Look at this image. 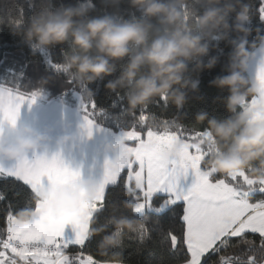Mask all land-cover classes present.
<instances>
[{"label": "snow or ice", "instance_id": "obj_1", "mask_svg": "<svg viewBox=\"0 0 264 264\" xmlns=\"http://www.w3.org/2000/svg\"><path fill=\"white\" fill-rule=\"evenodd\" d=\"M254 10L264 22V0H257ZM5 23L13 29L11 16L7 21L0 16V24ZM41 57L43 71L57 75L59 62L53 53ZM47 77L41 75L38 82ZM25 81L24 71L17 73L0 62V135L15 124L24 105L31 107L43 95L31 80ZM254 99L249 97L248 103ZM154 105L168 107L163 98ZM99 109L95 98L85 105L82 127L89 134L99 124L95 120ZM152 119L164 126L153 128ZM112 121L137 151L122 171H104L97 185L100 198L86 232L75 218L53 221L37 215L23 231L12 224L20 210L36 211L33 197L40 187L79 175L60 153L51 159L39 153L33 159L26 156L11 167L0 163V264H110L97 251L99 238L91 235L92 220L103 223L107 234L122 235L113 223L117 219L140 221L117 251L135 242L136 253L154 254L150 264H264V180L257 181L248 171L235 176L206 175L196 160L206 156L207 148L195 147L206 129L180 123L176 115L162 118L153 106ZM171 136L182 138L189 145L188 152L184 159L164 166L158 152ZM190 173L195 180L189 187Z\"/></svg>", "mask_w": 264, "mask_h": 264}, {"label": "clouds", "instance_id": "obj_2", "mask_svg": "<svg viewBox=\"0 0 264 264\" xmlns=\"http://www.w3.org/2000/svg\"><path fill=\"white\" fill-rule=\"evenodd\" d=\"M123 0H101L105 6L120 5ZM188 0H130L132 7L141 10L147 19L132 18L118 21L114 15L90 16L96 9L93 0H77L76 4L57 5L54 0H40L35 5L38 10L33 16L22 20L27 24L22 33L29 44L35 42L38 48L64 45L71 41L74 51L67 54L60 65L63 73L68 74L72 83L75 79L85 85L98 79L112 77L117 72L121 62L123 71L119 77L109 80L106 87L112 91L126 88L127 105L130 114L138 110L148 109L150 105L163 98L165 103L174 104L182 109L187 96L183 89L191 86L196 89L198 81H191L186 76L189 62L197 61L196 67L211 68L215 64L204 65L199 58L209 52V44L204 37L194 34L188 24L189 17L183 10ZM215 5L197 16L200 29L209 34L223 29L228 33L232 29L230 17L235 14L236 29L250 35L246 27L252 18L251 3L245 0H207ZM34 6V5H32ZM157 20L161 28L152 23ZM155 33V37H153ZM241 65H246L254 55L247 40L240 43L236 49ZM213 83L220 88H228L231 95L227 100L228 110L235 113L248 98L255 94V87H250L241 94L239 88L247 84V80L239 72L219 77ZM92 93L89 91V96ZM207 119L206 113L197 115L198 123ZM246 113H241L235 121L227 119L208 121L209 127L216 137L230 142L227 153L211 159L208 163L219 174L231 176L232 170L244 172L264 170V120L250 123ZM243 126V127H242ZM46 137L35 132L30 127H24L17 133L12 143L6 140L0 143V161H18L26 157L29 151L43 146ZM71 136H64L61 144L67 143ZM182 143V141H181ZM121 148V142L109 143L107 149L116 151ZM180 155L179 145L173 146L162 154L165 165L175 161ZM127 155L117 157L116 165H124ZM257 162L259 167H257ZM92 184L91 181L86 182ZM74 186L69 191H78ZM64 198H61L63 202ZM78 199V197H77ZM120 228H133L128 221L118 225ZM105 243L117 245V237L106 238Z\"/></svg>", "mask_w": 264, "mask_h": 264}, {"label": "trees", "instance_id": "obj_3", "mask_svg": "<svg viewBox=\"0 0 264 264\" xmlns=\"http://www.w3.org/2000/svg\"><path fill=\"white\" fill-rule=\"evenodd\" d=\"M93 2L96 4V9L89 13L90 16L112 14L121 22L125 19L132 18L147 19L142 16L141 10L131 6L130 0H123L118 6H105L101 4V0H93ZM245 2L253 5L252 18L246 24V27L250 30V35L236 29L235 14L230 17L233 26L228 33H225L223 29H219L209 34L206 30L200 29L197 16L202 15L205 10L215 5L208 4L207 0H188L187 5L183 6V10L189 17L188 24L194 34L203 36L204 42L209 44L208 54L199 59L203 61L204 65L212 63L213 60H215V64L211 68L204 67L198 69L196 67L197 61L189 62V71L186 73V76L191 81H198V85L196 89H192L190 85L188 88L183 89L186 92L187 100L182 109H177L174 104H168L166 109H161L155 106L154 103L150 105V107L153 106V111L162 118L176 115L180 123L184 122L189 125L195 123V125L205 128L206 131L210 132L216 150L205 156L202 165V168L205 170L211 169V165L208 163L211 159L219 157L222 153H227L231 146L230 142L220 140L214 135L209 127L208 121L211 119H216L217 121L232 119L235 121L243 112L242 105L238 107L235 113L228 110L227 100L231 95L230 90L228 88H220L213 81L219 77L239 72L247 80V84L241 86L239 92L241 94L246 93L250 87H253V84L247 72V65H241L240 58L236 54V49L240 43L247 40L249 50L254 53L264 41V22H261L254 10V4L257 3V0H245ZM39 3L40 0H0V16L4 17L5 21L11 16L14 25L13 29H11L7 26V23L0 24V62H4L5 68L10 67L11 70L17 73L24 71L26 77L25 82L31 80L32 86L37 87V90L43 93L38 98L42 102H60L84 115L86 103L95 98L98 107H101L95 114V120L99 122L98 126L115 134L121 133L122 129L114 125L112 119L119 116L123 120L133 115L128 111V89L118 88L116 91H112L106 87V84L109 80H114L119 77L121 71H123V64L126 61L120 63L117 72L112 77L98 79L86 85L75 79L72 80V83H68L71 77L61 71L60 65L64 63L66 55L74 51L71 47V41L64 45L38 48L35 46V42L29 44L23 34H17L22 33L27 27L26 23L21 24L20 22L32 17L33 13L38 10L35 5H39ZM54 3L57 5L60 3L76 4L77 0H54ZM20 7L24 8V13H19ZM262 19H264V16H262ZM152 23L160 27L163 33V26H160L157 20H152ZM153 37H155V33H153ZM49 52H52L54 58L59 62L57 75L46 73L40 67L42 61L41 54H47ZM41 75L48 77L38 82ZM89 91L92 93L91 96H89ZM255 95L256 91L250 97H255ZM200 113H206L207 119L198 123L196 117ZM110 116L112 119L109 118ZM149 123L153 128L164 126L156 119L150 120ZM256 166L259 167L258 162ZM248 172L253 178L264 177V170L259 172L249 170ZM213 175L226 176L219 173ZM260 198V196L255 197V199ZM33 200L38 205L40 197L37 193H35ZM2 207L3 205H0V208ZM126 207H131V205H126ZM34 212L31 209L20 210L14 219L19 222H26ZM124 221L133 224V228L118 227ZM92 223L94 227L91 235L99 238L97 251L104 258L108 259L110 264H150L154 259L153 253L147 251L136 253L135 242H131L130 246L126 247L124 251H117L121 241L137 227L140 221H129L127 219L114 220L115 227L122 230V235L107 234L108 228L99 220H92ZM108 237H117L120 239V243L117 245H109L105 243Z\"/></svg>", "mask_w": 264, "mask_h": 264}, {"label": "crops", "instance_id": "obj_4", "mask_svg": "<svg viewBox=\"0 0 264 264\" xmlns=\"http://www.w3.org/2000/svg\"><path fill=\"white\" fill-rule=\"evenodd\" d=\"M246 65L256 94L259 90L264 95V41L254 55L248 59ZM51 102H42L37 99L38 104H33L31 107L24 105L15 124L10 125L0 135V143L5 140L8 143L14 142L17 133L22 128L30 127L46 139L41 148L29 151L27 154L29 159H33L37 153L47 155L49 159L60 153L65 164L77 170L79 175L65 176L55 182L49 181L47 186L40 187L36 191L40 197L36 211L28 221H18L17 229L21 231L28 229L34 218L39 215L53 221L75 218L86 232L89 220L96 211L95 204L100 198L97 185L104 171L107 170L113 174L122 171L130 164L137 149L127 143L129 139L127 135L115 134L98 125H95L89 134V130L82 127L84 115L72 108L65 109V112L45 108ZM64 136H71L72 139L61 144L60 141ZM116 141L121 142V148L114 152L109 151L107 145ZM124 155L128 157L124 165L114 164L117 157ZM17 162L14 160L0 161L5 167L14 166ZM106 166L109 167L106 169ZM89 181L92 182L91 185L86 183ZM45 182L47 183V178ZM74 186H79L78 191H69ZM61 198H64L63 202ZM67 230H71V225Z\"/></svg>", "mask_w": 264, "mask_h": 264}, {"label": "rangeland", "instance_id": "obj_5", "mask_svg": "<svg viewBox=\"0 0 264 264\" xmlns=\"http://www.w3.org/2000/svg\"><path fill=\"white\" fill-rule=\"evenodd\" d=\"M255 97H256V99H254L251 103H248V101H245V103L242 105L243 113L247 114L248 122H250V123H255V122L264 120V95L258 90V93L255 95ZM35 104H38L37 101ZM45 108L52 109L56 112H59V111L65 112V109H68L69 107H67L66 105H64L60 102L53 101L50 104H48V106H46ZM181 141H182V143H181ZM177 145H179L180 155L176 160H182L186 157L189 145L186 144L183 139L177 138L175 136H171V137L167 138V140L165 141L164 147L160 148V150L158 152V158L161 161L162 165L167 166L163 163V160H162L163 152L172 148L173 146H177ZM152 147L154 149L157 148L158 147L157 142L154 141L152 143ZM195 147L198 150L207 148L206 155L211 153L212 151L216 150L215 146H214L213 137L209 131H206L205 134H203L197 138L196 143H195ZM204 158H205V156L200 157L196 160L197 167H201L203 165ZM202 170L208 176H211V175L216 173L212 168L207 169V170L202 168ZM239 173H242V172L237 171V170H232L231 176H235ZM255 179L257 181H260V180H264V177H259V178H255ZM194 180H195L194 175H192L190 173L188 176V179H187V186L190 187L191 184L194 182ZM225 207H227V205H225ZM17 222L18 221L16 219H14L12 222L13 227L15 229H17V226H18Z\"/></svg>", "mask_w": 264, "mask_h": 264}]
</instances>
